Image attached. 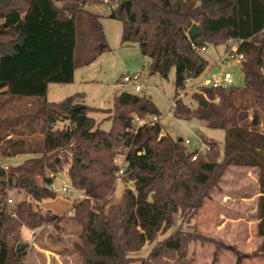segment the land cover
<instances>
[{"label": "trees", "instance_id": "trees-1", "mask_svg": "<svg viewBox=\"0 0 264 264\" xmlns=\"http://www.w3.org/2000/svg\"><path fill=\"white\" fill-rule=\"evenodd\" d=\"M104 1L0 0V97L6 98L0 103V157L33 155L8 168L0 162V264H25L24 227L60 219L34 203L57 195L50 185L61 171L84 196L71 214L80 225L74 249L81 264H133L134 252L174 226L139 264H193L185 257L192 241L214 243V261L222 248L236 253V264L249 257L264 260V0H128L120 11L123 0H114L117 6L109 15L122 23L121 41L137 43L150 59L152 74L168 77L174 69L177 94L189 75L196 78L205 71L208 61L201 47L238 42L243 87L195 91V111L174 98L175 116L194 115L224 130L222 153L216 142H207L204 153L188 151L183 139L160 136L161 122L132 130L134 116L160 114L148 95L117 94L106 110L110 130L88 115L81 93L46 100L50 83H71L79 65L109 49L101 16L87 9ZM194 23L201 30L199 50L192 47ZM29 97L44 98L37 112L15 120L2 116L14 99ZM77 103L83 106L74 108ZM37 131L40 142L30 140ZM120 154L127 161L122 179L126 184L133 180L134 189L127 186L122 199L113 202ZM231 166L258 171L256 233L261 243L251 253L203 236L193 222ZM13 192L23 197L14 201Z\"/></svg>", "mask_w": 264, "mask_h": 264}, {"label": "rangeland", "instance_id": "rangeland-1", "mask_svg": "<svg viewBox=\"0 0 264 264\" xmlns=\"http://www.w3.org/2000/svg\"><path fill=\"white\" fill-rule=\"evenodd\" d=\"M87 9L101 16L109 49L88 64L79 65L75 69L74 80L71 83H50L46 100L58 102L69 95L81 93L83 104L89 107L88 115L93 117L102 129L110 130L112 121L108 118L106 110L113 107L114 97L117 94L128 91L148 95L160 112L161 124L166 133L175 139H183L184 143L188 139L189 143H185L188 151L204 153L207 142H216L222 153L225 142L224 130L210 128L205 121L194 115L178 117L173 112L176 95L182 98L192 111H195L198 107V101L193 97L195 91L193 89L185 93L179 91L177 94L174 86V69L171 70L168 77L150 72V59L143 54L140 46L137 43L121 41L122 23L109 16L112 11L111 3L106 1L91 3L87 5ZM231 46L236 49L237 43L232 42ZM226 49V44L209 43L205 50L200 51L208 61V65L205 71L195 78L194 82L220 79L225 71H229L233 76L234 86L243 87L245 85L241 60L238 57L227 61L222 59ZM128 71L130 74L136 72L141 74V91L136 92L132 82L123 81V77L127 75ZM43 101L44 98L40 97L16 98L8 104L9 106L4 107L5 111L2 116L6 115L15 120L22 117L21 115L24 113L37 112ZM0 103H6V98L1 96ZM59 126H64V123H60ZM30 140L40 142L42 135L37 131ZM32 156V154H20L11 161L0 157V162L5 168H8V166L23 164ZM220 158H222V154ZM258 179L257 169L231 166L223 176L219 192L213 195L212 200L211 197L206 201L193 220L196 223L197 232L243 252L251 253L256 250L261 243V239L255 235L254 216L255 201L259 191ZM54 184L57 195L54 198L35 201L34 206L43 212L55 213L60 216V219L36 228V235L33 238H31L30 229L24 227L23 240L28 243L29 251L34 250L36 244L52 250L69 249L70 258L65 259L63 264H81L79 253L74 249L75 243L80 240V225L71 217V214L75 202L84 196L81 191L73 189L65 171L56 175ZM64 185L70 191H62L61 188ZM127 186L128 184L123 179H117L115 189L111 194V201H120ZM11 197L17 201L23 196L13 192ZM175 227L165 234H158L155 241L146 243L141 250L134 252L133 256L138 259L148 257L155 243L169 235ZM215 250L216 245L212 242L192 241L188 245L185 257L192 260L193 264H236L237 255L234 251L222 248L217 255V261H214ZM39 256V258L34 257L31 253L28 263L46 264L47 260L43 258V252ZM138 259L133 264H139ZM164 260L170 263L175 262L169 257ZM25 262H27V258ZM51 264H53L52 261ZM241 264H264V260L261 257H249L243 259Z\"/></svg>", "mask_w": 264, "mask_h": 264}, {"label": "built area", "instance_id": "built-area-1", "mask_svg": "<svg viewBox=\"0 0 264 264\" xmlns=\"http://www.w3.org/2000/svg\"><path fill=\"white\" fill-rule=\"evenodd\" d=\"M106 2H110L112 1V7H116L117 6V2L114 0H105ZM232 42H236L238 45V42L235 40H230L227 44V49L225 51V54L223 55L222 59L223 60H229L232 58H236L238 57L240 60H242L244 58L243 54H239L237 52V47L236 49L232 48L231 43ZM192 47L199 50V47L197 45V43L195 41L192 42ZM206 46L201 47L200 51L205 50ZM141 80V74L136 72L134 74H127L123 77V81L124 82H132L134 84V89L136 92H139L142 90V84L140 83ZM195 78L189 76L186 79V85L185 88H183L182 90H180L181 92H189L192 89L194 91L197 92H203V88L205 87H211V88H228L230 86H233L234 84V79L232 74L229 71H225L222 74V77L220 79H214L212 81H197L194 82ZM194 82V83H193ZM218 99V98H217ZM161 122V116L159 114H147L145 116H134L133 119V126H132V130L137 131L140 127L142 126H146V125H153L156 123H160ZM166 134V131L164 130V128H162V131L160 133V136H163ZM185 143H189V140L186 139ZM198 153L195 152L192 155V159H196L197 158ZM115 163L118 165V169L116 172V176L117 179H122V176L126 170L127 167V161H126V155L125 154H120L117 155L115 157ZM128 187L131 189H134V181H129L128 183ZM50 188L53 190H56L55 184L53 183L52 185H50ZM74 189V188H73ZM62 191L68 192L70 191V189L67 186H63L61 188ZM76 191V189H74ZM9 202H11V199H9ZM36 231L37 229H30L31 232V238H33L36 235Z\"/></svg>", "mask_w": 264, "mask_h": 264}, {"label": "crops", "instance_id": "crops-1", "mask_svg": "<svg viewBox=\"0 0 264 264\" xmlns=\"http://www.w3.org/2000/svg\"><path fill=\"white\" fill-rule=\"evenodd\" d=\"M7 159L11 161V160L15 159V157H9ZM244 168H247V167H244ZM221 185H222V182L220 184V188H221ZM217 192H219V189L215 190L214 192H212L211 196L206 201H208L211 197H212L211 198V200H212L213 199V195H215V193L217 194ZM258 196H259V191L257 192L256 201H255L256 204H255V208H254V213H255L254 214V216H255V235H256V237L258 239H261L256 233L257 223H258V219H257ZM68 250L69 249H65V248H63V249L61 248L60 250H52V249H48V247H44L42 245L36 244L35 245V249L28 252V255L26 257L27 258V262H25V264H29L28 260H29V257L31 255V253L34 255V257L39 258L40 257L39 254L41 252H43V255H44L43 258H45L47 260L46 264H51V261L53 262V264H63V262H65L64 261L65 259H69L70 258ZM36 262H38V259H36Z\"/></svg>", "mask_w": 264, "mask_h": 264}, {"label": "water", "instance_id": "water-1", "mask_svg": "<svg viewBox=\"0 0 264 264\" xmlns=\"http://www.w3.org/2000/svg\"><path fill=\"white\" fill-rule=\"evenodd\" d=\"M127 1H128V0H123V1L121 2V6H120V8H119V11H120L122 5H123L124 3H126ZM200 32H201V30H200L199 25L196 24V23L192 24V26L190 27V34H191V37L194 39V41H195L196 43H199V42H200V40H199ZM129 73H130V72L128 71L127 74H129ZM189 76H190V75H189ZM202 103H203L204 106H206V105L208 104V100H203ZM82 106H83V104H81V103H77V104L74 105V108H78V107H82Z\"/></svg>", "mask_w": 264, "mask_h": 264}]
</instances>
